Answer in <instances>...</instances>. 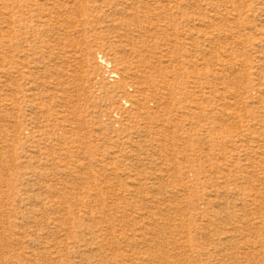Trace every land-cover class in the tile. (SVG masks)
<instances>
[{
    "label": "rangeland",
    "instance_id": "1",
    "mask_svg": "<svg viewBox=\"0 0 264 264\" xmlns=\"http://www.w3.org/2000/svg\"><path fill=\"white\" fill-rule=\"evenodd\" d=\"M0 264H264V0H0Z\"/></svg>",
    "mask_w": 264,
    "mask_h": 264
}]
</instances>
